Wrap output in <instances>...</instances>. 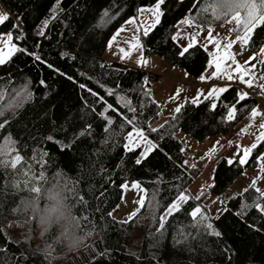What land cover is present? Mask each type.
I'll use <instances>...</instances> for the list:
<instances>
[{
	"label": "trees",
	"instance_id": "obj_1",
	"mask_svg": "<svg viewBox=\"0 0 264 264\" xmlns=\"http://www.w3.org/2000/svg\"><path fill=\"white\" fill-rule=\"evenodd\" d=\"M155 3L0 0L9 15L0 24V34L12 31L15 36L13 24L20 25L24 36L14 42L44 61L18 52L0 65V125H4L0 128V264H264V214L255 207L256 190L250 187L242 195L229 197L215 217L206 206L211 196L223 195L246 169L256 165L264 142L244 165H230L221 158L204 195L190 198L160 228L168 206L181 191L188 192L202 172L184 164L176 134L181 132L199 143L225 136L257 102L248 96L236 103L238 88L233 85H227L228 90L218 97H209L211 86L203 98L196 103L186 101L179 113L154 128L158 131H150L151 121L160 117L150 89L159 77L102 57L113 33L135 17L138 9ZM215 3L165 0L160 23L140 36L144 55H154L192 78L211 73L201 46L194 45L182 57L173 37L187 14L201 26L223 25L232 11L224 8L217 18L211 7ZM46 19L49 24L40 37ZM237 29L236 24L234 32H243L242 27ZM263 46L261 23L251 33L248 49L256 53ZM125 102H130L135 113ZM231 105L237 111L228 120ZM134 116L136 126L156 145L139 164L138 146L125 147L133 131L125 117ZM10 152L19 153L24 161L7 176L2 159ZM21 169L39 176L38 192H29L21 183ZM133 182L146 192L144 205L130 220L117 221L109 213L122 203V186ZM196 206L208 217L199 226H194L190 215ZM11 222L19 224L27 241L8 235L6 226ZM35 233H39L37 242H33ZM137 233L139 247L131 251V239Z\"/></svg>",
	"mask_w": 264,
	"mask_h": 264
},
{
	"label": "rangeland",
	"instance_id": "obj_2",
	"mask_svg": "<svg viewBox=\"0 0 264 264\" xmlns=\"http://www.w3.org/2000/svg\"><path fill=\"white\" fill-rule=\"evenodd\" d=\"M155 5V4H154ZM152 5V6H154ZM149 6V7H152ZM148 8V7H144ZM141 9V8H140ZM230 11V10H229ZM0 14H6L2 6L0 5ZM234 15V12L232 11L230 18L223 24L218 26H201L194 22V20L191 18L190 14H187L182 20H190L191 23L181 24L180 22L177 25V32L180 33V36L178 40H174L176 44L180 46H186L189 42H193L194 45L201 46L208 55V67L209 62L213 60V54L217 52V49L215 47V43L210 42L208 40L209 36V29H211V37L214 41L221 43V49L220 54H223V44L228 43L229 41L233 42V46L230 49V51L234 55L235 61L240 65H245L246 61H249L250 57H256V59L251 61V64L255 65V72L256 75L259 76L261 72H264V63H261V56H260V50L256 53H251L248 49V43L243 44L241 41L238 40V35L234 32V28L236 26V22L232 19V16ZM136 23L135 24H128L123 23L118 29L123 28V31H120L119 35H116V38L114 41H112V37L117 33V30L113 33L112 37L109 39L107 47L105 49V52L103 53V59L110 63H116L121 64L126 67L147 71L149 73H153L154 75H157L159 79L156 82H153L151 84V95L154 99H156V102L158 103L160 107V117L157 121H151L150 125L151 128L158 127L162 121L165 120L166 117H171L174 113V109L179 106L180 102L183 101V99H188L185 97L193 96L195 93V87H192L188 91H184L181 86L178 83H185L186 79H180L178 75L176 74H183L187 75L184 71L181 69H178L176 67H173L171 65H168L165 63L162 59L154 56L149 55L148 57H145L143 53V49L141 47L140 42V36L143 34V25L147 21V23H151L152 15L149 12L140 13L137 12ZM131 19V18H130ZM139 29V30H138ZM153 28H151L148 32H150ZM175 33V35L177 34ZM192 34H197L195 36L194 41H190V37ZM251 35V33H250ZM112 41L111 47H109V42ZM139 44V47H136V44ZM249 42V40H248ZM264 48V46L262 47ZM0 49H3V44L0 43ZM120 49H125L126 52H128V55L125 56L124 53L120 52ZM142 60H147V63H142ZM228 63H231L229 61ZM232 67H235L233 64ZM150 68V71L148 70ZM213 71H215L214 64L212 66ZM180 72V73H179ZM185 78V77H184ZM247 78V77H246ZM227 85H233L238 88V93L247 88L246 85L240 83L239 80H232L230 81V84L224 83V84H216L213 85V87L221 88L225 87ZM212 87V88H213ZM211 89V88H210ZM177 93H179L177 95ZM220 93L217 94L216 97H218ZM260 103L264 106V95H261L258 99ZM186 101V100H185ZM183 101L182 103L184 104ZM182 104V105H183ZM181 105V106H182ZM174 107V108H173ZM261 109L260 104L256 103L255 106L251 108L248 115L245 117L252 120L253 118L250 117V113L253 108ZM164 119V120H163ZM262 123V119H256L253 123H245L243 125H236L234 129L229 132L227 135L219 137V139H216L215 141L205 140L202 143H199L197 141L191 140L188 137H185L183 135H178L179 141L181 143V151L183 155L185 156V161H188L187 166L189 165H195V167L201 168L202 172L201 174L194 179L193 183L190 185L188 189V193L191 194V197H197L201 190L208 189L212 185V178H213V172L214 168L217 164V162L221 159V157L226 156L227 159L233 158L234 155L239 152L240 155H243L242 149L244 146L238 144L237 142H232V137L237 136L238 134H249V135H257L258 129H260L259 125ZM246 131L242 132V129H245ZM137 139L135 136H133V141ZM217 141L219 143H217ZM231 142V143H229ZM129 144V140L127 142V145ZM131 147H136V144L133 143ZM145 143L140 142L138 148L140 150L138 159L142 160L147 155L141 156V154L145 151ZM215 147L214 151H211ZM264 154V153H262ZM16 155H19L21 157L20 161L16 164V167L24 161L23 157L17 153V152H10L7 155H5L2 159V167L3 172L7 176H11L14 174V171L16 169L12 167V161L16 157ZM250 158V157H249ZM248 158V160H249ZM235 159L239 160V156H235ZM262 162L257 159V165L254 166V168H248L246 169L243 174L233 182V184L228 188V190L221 196H211L209 200L206 201V206L209 212L210 216L215 217L218 214V211L221 209L224 201L227 200V197L233 196V195H240L244 192L245 189L251 187L253 184V181H256V189H259V191H262L264 188V179L261 177V174L263 171H261L260 164ZM190 167V166H189ZM19 178L21 183L25 186V188L29 192H36L33 191L34 188H38V178L39 176H35L32 172L27 171L24 169H21L19 171ZM18 175V174H17ZM133 184H138L136 182H133L125 189L123 187V196H122V203L118 205L112 212L111 217L117 221H127L133 218L134 216L130 217V214L132 213H138L140 209L142 208L137 201H139L141 198H143V201L145 202L146 192L144 188L139 185V188H133ZM135 214V215H136ZM167 217V216H166ZM165 217V218H166ZM18 223H9L6 226V229L8 231V235L17 240V241H27V237L23 234V231L20 229ZM39 233H35L33 242L39 241ZM140 243V234L137 233L133 236L131 239V245L130 250L136 251L139 247Z\"/></svg>",
	"mask_w": 264,
	"mask_h": 264
},
{
	"label": "snow or ice",
	"instance_id": "obj_3",
	"mask_svg": "<svg viewBox=\"0 0 264 264\" xmlns=\"http://www.w3.org/2000/svg\"><path fill=\"white\" fill-rule=\"evenodd\" d=\"M164 2H165V0H156V3L154 6L148 7V8L138 9V12H140L141 14L144 12H149L152 15L151 23H147V21H146L145 24L143 25V34L144 35H147L148 31L151 28H154L157 24L160 23V18L163 14L161 12V5ZM211 7H212L213 14L217 18L220 17V12L224 8H228L230 11L234 12L232 19L238 25L237 30L239 31V28H241V27L243 28V34L238 35V40L241 41L243 44H247L248 40L250 38V33H252L254 31V29L259 24L264 23V0H216V3L214 5H212ZM238 10H242L244 15L241 16V12ZM107 15H108V13L105 12V16H107ZM52 18L55 19V15ZM8 19H9L8 14H0V24L5 23ZM126 23L135 24L136 18H131ZM180 23L186 24V23H191V21L186 19V20L180 21ZM48 24H49V20H47V19L42 22L40 29H39V32H38V35L40 37L45 36V30L47 29ZM13 29L16 30L18 33L15 36L13 35L12 31H10L6 34H0V43L3 44V49H0V65H4L5 63H7L8 60H10L11 57L18 52H23L27 55H31L34 57L35 60L44 62V61H42L40 55H38L36 53H29L26 48H22V47L18 46V43L14 42V41H17V42L20 41L21 38L24 36V32H23V29L20 27V25H17V24H13ZM123 30H124L123 28L118 29L117 33L112 37V41H114L116 38V35H119L120 31H123ZM196 35L197 34H192V36L190 37V41H194ZM179 36H180V33L177 32V34L173 37V39L178 40ZM208 40L210 42L215 43V47L217 49V52L213 54V60L209 62V67H212L214 64L215 71L212 73H209L207 78L226 79L227 81L239 80L240 83L246 85V87L249 89L254 88V87H258L260 89V94L264 95V72H261V74L259 76H257L256 72L254 70L255 65L251 64V61L256 59V57H250L249 61H246L245 65L242 66L235 61L234 55L230 51V49L233 46V42L229 41L228 43L223 44V54L221 55L220 51H219L221 49V43L213 40V38L211 37V29H209ZM112 41L109 42V47H111ZM193 46H194L193 42H189L186 46H180V51L178 54L183 57L186 53H189V50L191 48H193ZM136 47H139L138 41H137ZM120 52L124 53L125 56L128 55V52H126L125 49H120ZM62 55L66 56L68 54L63 53ZM260 56H261L260 62L264 63V48L260 49ZM229 61H231V63H228ZM141 62L147 63V60H142ZM233 64L235 65V67H232ZM48 67L52 68L53 66L48 65ZM69 79H71V77H69ZM200 79L204 80V79H206V77L201 76ZM81 87L83 88L85 86L81 85ZM227 90H228L227 86L221 87V88L213 87L210 90L208 96L209 97L217 96L218 93H223ZM89 91H91V90H89ZM111 94H112V92H111V90H109V95H111ZM178 94L179 93H177V95ZM96 95H98V94H96ZM247 98H248V93L241 90L237 94L236 103H239L240 101H243ZM101 99H103V98H101ZM121 100H123V97H121ZM197 101H198V98L194 99L193 103H196ZM124 106L127 107L129 111L135 113L136 110H135V108L131 107L130 102H125ZM108 108H112V106L108 105ZM212 108L215 109L216 105L213 104ZM180 110H181V106H177L174 109V111L177 113H179ZM236 111H237V108L235 107V105L229 106L227 119L228 120L234 119ZM258 115L261 116L262 118H264V113H261L258 108L254 107L250 113V117L255 118ZM125 120L129 125L133 126V131L129 132L128 136H127V139L129 140V144L125 145V147H127L129 150H132L131 145L133 143H135L136 146H139L140 142H144L146 147H145V151L141 154V156L143 157V156L147 155V153L151 152L156 147V145H154L151 141H149L147 139L145 132L143 131L142 128L136 126V123H135L136 117L135 116L133 117V119H127L125 117ZM109 123H111V121H109ZM3 127H4V125H0V128H3ZM148 127H149L150 131H153V132L158 131V129L151 128L150 125ZM259 127L261 129H264V123H261L259 125ZM241 131L242 132L246 131V128L242 129ZM134 135L137 138L135 141H133ZM49 139H51V137H49ZM261 142H264V131H262L260 133V135L256 137V142L252 143L249 147L242 149L243 155H240V153L237 152L233 158H229L227 160V163L230 165L234 164V163H239L240 165L246 164L248 162V158L250 157L252 151L254 149H256L258 144ZM217 143H219V142L217 141ZM229 143H231V142H229ZM214 150H215V147H213V149L211 151H214ZM235 156H239L238 161L235 159ZM20 159H21V157L19 155H16V157L12 161V167L13 168L16 167V164L20 161ZM257 159L262 162L260 164V168H261V171H264V154H261L260 156H258ZM140 162H141V160H139V159L136 161L137 164H139ZM184 164H188V161H185ZM189 166L195 167V165H189ZM42 175L43 174L41 173V178H42ZM209 186H211V185H209ZM122 187H124L126 189L128 186L123 185ZM132 187L133 188H139V185L133 184ZM251 187L253 189H255L257 192H259V189H256V181H253V184L251 185ZM33 191L38 192L39 188H34ZM245 191H248V189H245ZM200 195L201 196L204 195L203 189L201 190ZM260 195L262 197H264V193H260ZM190 198H192L191 194L188 193L186 189L179 193L176 200L172 204H170L168 206V208L166 209L164 216H162L160 218V220H161L160 228L161 229L164 226L165 217L172 215L173 212H175V211H179L181 205L186 203ZM195 199H199V196L195 197ZM137 203L141 207H143V205H144L143 198H141L139 201H137ZM255 207H257L261 212H264V206H260L259 204H256ZM135 214H136L135 212L130 214V217L135 216ZM109 215H111V213H109ZM190 215L193 217V220L196 221V224L194 226H199V224L204 223L208 219V217L205 215L203 209L200 206H196L194 208V210L190 213ZM197 218H199V219H197ZM205 227L207 229H212L213 226L210 223H206ZM213 234H215L217 236L220 235V233H218V232H214Z\"/></svg>",
	"mask_w": 264,
	"mask_h": 264
},
{
	"label": "crops",
	"instance_id": "obj_4",
	"mask_svg": "<svg viewBox=\"0 0 264 264\" xmlns=\"http://www.w3.org/2000/svg\"><path fill=\"white\" fill-rule=\"evenodd\" d=\"M145 57H148V56H145ZM209 68H211V73L212 72H214L213 71V68L212 67H209ZM148 70L150 71V68H148ZM146 73H148V74H153V73H149V72H147V71H145ZM180 73V72H179ZM176 75H178V77L181 79H186V80H183V81H185V82H188V83H194L196 86H194L195 87V93L193 94V96L191 97V96H189V97H185V98H188V99H183V101H188V100H194V99H196V98H198V100L200 99V98H203L206 94H207V92L209 91V89H210V87L211 86H213V85H216V84H224V83H228V84H230V81H227L226 79H216V78H207L208 77V75H206V74H203V75H201V76H205L206 77V79H204V80H201L200 79V77L201 76H199V77H197V78H192V77H190V76H188V75H184L183 74V76H182V74L180 73V74H176ZM185 77V78H184ZM159 79V78H158ZM157 79V80H158ZM178 84H180V83H178ZM184 91H188V90H184ZM154 99V98H153ZM154 101L156 102V99H154ZM183 101H181L180 102V104H179V106H181L183 103ZM185 101V102H186ZM184 102V103H185ZM260 107H261V109H263L264 108V106H263V104L262 103H260ZM174 108V107H173ZM261 109H260V112H261ZM175 112V111H174ZM261 113H264V112H261ZM174 114V113H173ZM259 118H261L262 119V123H264V118H262L261 116H257V117H255V118H253L252 120H250L249 118H244L241 122H239L238 124L239 125H243V124H245V123H253L256 119H259ZM237 124V125H238ZM262 131H264V129H258V132L256 133L257 135H249V134H242V135H240V134H238L237 136H235V137H232L231 139L233 140L232 142H237L238 144H240V145H242V146H244V148H247V147H249L252 143H254V142H256V137L257 136H259L260 135V133L262 132ZM183 135V136H185L183 133H181V132H178L177 134H176V137L178 138V140H179V137H178V135ZM185 137H187V136H185ZM219 137H222V136H215V137H211V138H208L207 140H209V139H211V141H215L216 139H219L220 140V138ZM189 138V137H188ZM191 139V138H190ZM192 140V139H191ZM195 141V140H194ZM264 153V152H263ZM221 158H224L226 161L228 160L227 158H226V156H224V157H221ZM237 160V159H236ZM238 161V160H237ZM257 165V164H256ZM254 168V167H253ZM261 177L264 179V171L262 172V174H261ZM237 180V179H236ZM250 188V187H249ZM248 189V188H247ZM245 191V190H244ZM257 192V191H256ZM244 193V192H243ZM242 193V194H243ZM258 194H259V198H258V200H257V202H256V204H259L260 206H264V197H262L261 195H260V193H264V188L262 189V191H259V192H257ZM242 194H240V195H242ZM233 196H235V195H233ZM229 197H231V196H229ZM229 197H227V199L229 198ZM258 209V208H257ZM259 210V209H258ZM260 211V210H259ZM261 212V211H260ZM263 214H264V212H262Z\"/></svg>",
	"mask_w": 264,
	"mask_h": 264
},
{
	"label": "built area",
	"instance_id": "obj_5",
	"mask_svg": "<svg viewBox=\"0 0 264 264\" xmlns=\"http://www.w3.org/2000/svg\"><path fill=\"white\" fill-rule=\"evenodd\" d=\"M179 85L181 86V88L183 90H189L190 88L196 86L194 83H188V82L180 83ZM243 91L247 92L249 97H251L258 104H260L258 99L260 98L261 94H260V89L258 87H254V88H251V89L245 88V89H243ZM261 112H264V108L261 109Z\"/></svg>",
	"mask_w": 264,
	"mask_h": 264
}]
</instances>
